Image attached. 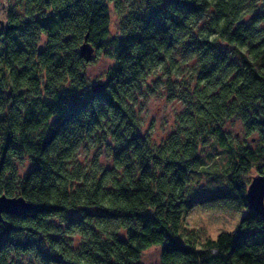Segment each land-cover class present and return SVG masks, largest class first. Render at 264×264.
<instances>
[{"label":"trees","instance_id":"1","mask_svg":"<svg viewBox=\"0 0 264 264\" xmlns=\"http://www.w3.org/2000/svg\"><path fill=\"white\" fill-rule=\"evenodd\" d=\"M17 2L0 28V194L34 207L3 214L0 264H143L153 245L158 264H264L245 200L246 174L264 175V0ZM93 54L113 62L98 92ZM150 78L184 104L160 143L134 108ZM196 206L245 212L202 237L183 222Z\"/></svg>","mask_w":264,"mask_h":264},{"label":"rangeland","instance_id":"2","mask_svg":"<svg viewBox=\"0 0 264 264\" xmlns=\"http://www.w3.org/2000/svg\"><path fill=\"white\" fill-rule=\"evenodd\" d=\"M9 8L21 11V6L17 0H0V28L6 23V16ZM111 32L116 33L118 27V16L110 6ZM86 68L89 86L101 83L104 80L106 70L112 65V60L101 55L93 54ZM159 74V73H158ZM164 78V77H162ZM157 79V78H156ZM148 79L147 87L134 101V108L142 123V130L149 133L152 141L160 143L173 130L176 123V116L183 109V102L178 98H171L168 94L167 85L164 80ZM225 129L235 134L240 140L251 141V137H245L239 120L228 121ZM93 151H91L90 155ZM86 151H82L80 159L90 156ZM100 162L103 165H110L108 156L101 155ZM30 167L28 161L20 164V169L25 171ZM257 174L256 169H251L245 176V180L250 182L251 178ZM205 182V177L201 183ZM245 209L234 207H200L196 206L185 211L183 222L189 228L202 229L201 236L214 237L219 231H231L235 228ZM160 260V247L153 245L143 251L140 261L143 264H158Z\"/></svg>","mask_w":264,"mask_h":264},{"label":"water","instance_id":"3","mask_svg":"<svg viewBox=\"0 0 264 264\" xmlns=\"http://www.w3.org/2000/svg\"><path fill=\"white\" fill-rule=\"evenodd\" d=\"M81 52L90 57L92 51L89 44L84 41L81 45ZM101 83L92 85V90L98 92L101 89ZM245 200L247 206L258 213L264 220V175H254L247 185ZM33 205L23 199L21 196H7L0 194V222L3 219V214L20 215L33 209Z\"/></svg>","mask_w":264,"mask_h":264}]
</instances>
